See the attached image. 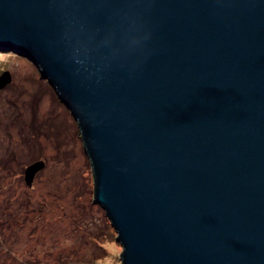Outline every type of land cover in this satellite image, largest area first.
I'll return each instance as SVG.
<instances>
[{
	"label": "water",
	"instance_id": "water-1",
	"mask_svg": "<svg viewBox=\"0 0 264 264\" xmlns=\"http://www.w3.org/2000/svg\"><path fill=\"white\" fill-rule=\"evenodd\" d=\"M0 46L77 119L122 264H264V0H0Z\"/></svg>",
	"mask_w": 264,
	"mask_h": 264
},
{
	"label": "rangeland",
	"instance_id": "rangeland-1",
	"mask_svg": "<svg viewBox=\"0 0 264 264\" xmlns=\"http://www.w3.org/2000/svg\"><path fill=\"white\" fill-rule=\"evenodd\" d=\"M0 46V264H122V244L93 198L79 124L28 57ZM42 160L32 185L26 167Z\"/></svg>",
	"mask_w": 264,
	"mask_h": 264
}]
</instances>
